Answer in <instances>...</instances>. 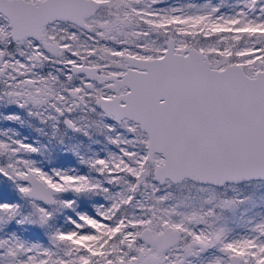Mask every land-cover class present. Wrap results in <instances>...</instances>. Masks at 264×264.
I'll return each instance as SVG.
<instances>
[{
	"label": "snow or ice",
	"instance_id": "snow-or-ice-1",
	"mask_svg": "<svg viewBox=\"0 0 264 264\" xmlns=\"http://www.w3.org/2000/svg\"><path fill=\"white\" fill-rule=\"evenodd\" d=\"M0 264H264V0H0Z\"/></svg>",
	"mask_w": 264,
	"mask_h": 264
}]
</instances>
